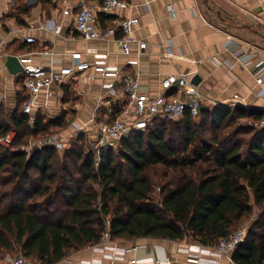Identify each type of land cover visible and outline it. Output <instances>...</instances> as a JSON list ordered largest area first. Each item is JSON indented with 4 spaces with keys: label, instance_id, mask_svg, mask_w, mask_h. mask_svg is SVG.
Instances as JSON below:
<instances>
[{
    "label": "trees",
    "instance_id": "16d2710c",
    "mask_svg": "<svg viewBox=\"0 0 264 264\" xmlns=\"http://www.w3.org/2000/svg\"><path fill=\"white\" fill-rule=\"evenodd\" d=\"M98 18L103 23L110 15ZM23 101L10 113L0 109V136L15 133L14 149L0 147L1 250L55 264L100 243L107 227L112 240L188 237L214 245L258 207L231 259L264 264V128L249 123L264 111L201 108L194 118L157 120L144 131L130 132L117 146H103L98 157L83 145L89 140L83 132L60 152L45 146L27 155L16 147L68 124L63 116L24 113ZM121 107L111 105V119ZM196 125L209 136L197 139ZM171 130L181 131V151L168 138Z\"/></svg>",
    "mask_w": 264,
    "mask_h": 264
},
{
    "label": "crops",
    "instance_id": "0c3cea01",
    "mask_svg": "<svg viewBox=\"0 0 264 264\" xmlns=\"http://www.w3.org/2000/svg\"><path fill=\"white\" fill-rule=\"evenodd\" d=\"M126 1V8L111 10L110 18L100 24L105 28L125 17L138 18L132 37L146 45L138 54L137 45L132 44L129 56L122 55L111 38H81L71 17L62 13L64 7L75 11L80 2L95 6L102 0H0L1 111L12 112L22 99V76L7 71V54H27L34 63L57 70L73 69L78 61L93 63L106 54V65L111 70L132 72L137 68L141 88L151 94L159 90L160 80L167 74L183 73L196 78L202 108L242 106L264 111V81L259 83L256 78L264 76V0ZM27 37L34 41L26 42ZM238 49L242 56H248L250 63L243 66L235 62L229 67L228 63L235 60L232 50ZM74 54H78L77 60ZM106 81L110 79L92 69H73L47 89L48 97L47 90H42L39 102L43 105L35 106L31 115L40 112L48 119L63 116L68 125L55 133L69 142L75 137L74 131L94 130L97 124L112 117L111 105H121L113 102L103 85ZM116 89L121 90L120 82H116ZM90 142L93 145V140ZM114 243L121 249L117 260L105 255L108 248L88 246L55 264H80L83 260L119 264L130 258L146 264L168 256L174 261L189 262L188 252L177 249L182 244L172 240L147 237ZM209 256L200 255L208 259Z\"/></svg>",
    "mask_w": 264,
    "mask_h": 264
},
{
    "label": "built area",
    "instance_id": "2783aa9c",
    "mask_svg": "<svg viewBox=\"0 0 264 264\" xmlns=\"http://www.w3.org/2000/svg\"><path fill=\"white\" fill-rule=\"evenodd\" d=\"M128 2L126 0H102L98 5H87L80 2L75 11L64 7L63 15H69L72 19L74 29L77 34L86 40L91 39H113L117 45L119 52L124 56L132 53V44L137 45L138 54L145 48V42L136 40L132 37V30L138 23L137 17H125L116 24L103 28L100 24L98 14L108 15L115 8H126ZM120 34H117V33ZM26 42H33V37L25 38ZM1 50V44H0ZM241 50H232L234 61H230L228 66L231 67L235 62L246 66L250 63L248 56H242ZM22 65L21 96L24 98L22 111L31 114L35 106H42L39 102V96L42 90H47L52 84L61 82L63 76L69 75L73 69L82 72L92 69L95 74L103 78H109L103 85L109 90L114 101L122 104L121 112L114 119L102 124H97L94 130H83L89 140H93V150L96 157L105 144H117L127 134L133 131H144L157 120H168L178 122L186 115L196 117L202 108V98L191 78L183 73H170L160 80L159 90L151 94L144 91L139 83V71L111 70L106 65V54L101 59H97L93 63L88 61L75 62L73 69L57 70L53 67H45L41 64L34 63L27 54L17 56ZM74 59L79 58L78 54H74ZM259 83L264 81V76L256 77ZM116 82H120L121 90L116 89ZM264 83V82H263ZM261 92H264V85ZM50 92L46 91V97ZM119 96V98H117ZM234 95V98H237ZM121 98V99H120ZM120 99V100H119ZM258 129L264 128V116L257 121L249 122ZM79 130L74 131V136ZM15 133L10 131L0 136V147L14 149L13 140ZM68 139L60 133H53L43 138H31L26 144H22L16 148L29 155L33 150L40 149L45 146H52L57 151H62L67 147ZM97 164V162H96ZM106 227L109 221H105ZM248 229L241 227L235 232L230 233L227 237L220 239L214 245H202L192 243L186 249L189 254V261L194 258L201 259L200 255H225L236 248V246L246 239ZM108 248L109 253L105 254L111 260H117L121 249L117 247L111 239L108 227L102 233L101 241L93 247ZM171 259L155 258L153 264H171ZM4 264H30V262L22 255H7L4 258ZM80 264H104L101 260H83ZM111 264H114L113 262ZM119 264H141L136 258H130L126 262Z\"/></svg>",
    "mask_w": 264,
    "mask_h": 264
},
{
    "label": "rangeland",
    "instance_id": "374dc122",
    "mask_svg": "<svg viewBox=\"0 0 264 264\" xmlns=\"http://www.w3.org/2000/svg\"><path fill=\"white\" fill-rule=\"evenodd\" d=\"M195 122H198V119H196ZM195 130H196V137L197 139H199L200 137L202 138H206L207 136H209V132H202L198 126L196 125L195 127ZM181 131L178 130V132H176L175 130H171L169 133H168V138H171V140L174 142L175 144V147L178 151H181L184 147V142L178 138H181ZM73 142V139L69 140L68 144ZM85 146H88L89 148H93V145L92 143L89 141V140H86L84 142ZM104 146H117L116 144H105ZM154 196L156 197V199H158V191H159V187L158 185L155 186V189H154ZM259 212H260V209H258V207H254L253 209V213L251 214V216L246 219L245 221H243L233 232H235L236 230H238L239 228L241 227H246L248 229V227L250 226V224L255 221V219L258 217L259 215ZM149 238V237H148ZM113 241H117V240H113ZM175 242H178L180 244H182V246H178L179 248H177L178 250H182L184 252H187L186 249H184L185 247L188 248L189 245L192 243H196L195 241H193L192 239L190 238H184L183 240L181 241H175ZM118 247V246H117ZM182 248V249H180ZM234 250V249H233ZM232 251L228 252L227 254L225 255H217L216 253L214 254H211L209 256V259L208 257H201V259H197V258H194L195 260L193 261H185L184 259L182 260H173L172 258H169L172 260L171 261V264H234V262L232 261L231 259V255H232ZM17 255V254H21L19 251L17 250H12V251H4V250H1L0 249V264H4V258L7 256V255ZM189 260V258H188ZM28 261L30 262V264H39L35 261H31L30 259H28ZM146 264H152V263H146ZM154 264V263H153Z\"/></svg>",
    "mask_w": 264,
    "mask_h": 264
},
{
    "label": "water",
    "instance_id": "95a60500",
    "mask_svg": "<svg viewBox=\"0 0 264 264\" xmlns=\"http://www.w3.org/2000/svg\"><path fill=\"white\" fill-rule=\"evenodd\" d=\"M4 66L10 74H18L22 71V65L16 55L7 54L4 60ZM193 84H196V78L191 79Z\"/></svg>",
    "mask_w": 264,
    "mask_h": 264
}]
</instances>
